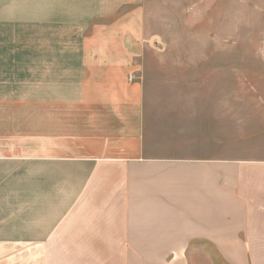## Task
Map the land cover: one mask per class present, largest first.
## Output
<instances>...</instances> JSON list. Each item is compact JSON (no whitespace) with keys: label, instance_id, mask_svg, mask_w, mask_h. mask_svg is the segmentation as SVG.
Listing matches in <instances>:
<instances>
[{"label":"crops","instance_id":"obj_1","mask_svg":"<svg viewBox=\"0 0 264 264\" xmlns=\"http://www.w3.org/2000/svg\"><path fill=\"white\" fill-rule=\"evenodd\" d=\"M154 3L0 0V264H264L258 140L147 98Z\"/></svg>","mask_w":264,"mask_h":264},{"label":"rangeland","instance_id":"obj_2","mask_svg":"<svg viewBox=\"0 0 264 264\" xmlns=\"http://www.w3.org/2000/svg\"><path fill=\"white\" fill-rule=\"evenodd\" d=\"M154 1L150 19L158 36L157 54L146 61L149 102L189 114L201 103L181 106V98L214 100L235 115L238 141L258 140L260 151L245 158L264 159V0ZM198 252L199 264H209L213 251Z\"/></svg>","mask_w":264,"mask_h":264}]
</instances>
